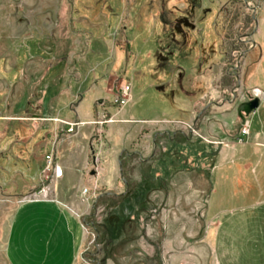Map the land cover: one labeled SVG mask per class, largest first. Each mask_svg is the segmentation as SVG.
Listing matches in <instances>:
<instances>
[{"label":"rangeland","instance_id":"rangeland-1","mask_svg":"<svg viewBox=\"0 0 264 264\" xmlns=\"http://www.w3.org/2000/svg\"><path fill=\"white\" fill-rule=\"evenodd\" d=\"M263 43L264 0H0L1 239L5 214L21 199L42 196L44 189L74 194L62 184L67 171L62 161L75 142L89 154L86 164L74 169L81 180L78 198L97 224L112 208L113 196L126 195L122 183L131 189L136 152L148 156L155 131L233 119L238 102L254 94L264 97ZM51 65L53 80L47 74ZM122 84L130 87V97L120 107L114 96ZM47 86L44 106L47 110L48 100L57 105V122L46 117L40 104ZM81 100L91 117L73 121ZM153 118L150 123L136 120ZM62 122L82 125L66 134ZM259 128L264 131V106L251 117L252 132ZM197 143L207 145L201 139ZM90 151L98 158L95 165ZM48 154L64 176L56 179L45 171ZM25 155L30 167L24 175L20 160ZM118 155L122 179L111 190L103 182ZM244 203L255 206L216 217L221 229L215 255L221 264L260 262L248 249L250 234L238 227L263 228L264 202ZM228 226L235 231L227 232ZM87 229L88 245L79 264H101L106 241L88 223ZM227 246L229 253L222 254ZM90 256L97 258L90 263ZM0 264H5L1 253ZM135 264L160 262L155 256Z\"/></svg>","mask_w":264,"mask_h":264},{"label":"crops","instance_id":"crops-1","mask_svg":"<svg viewBox=\"0 0 264 264\" xmlns=\"http://www.w3.org/2000/svg\"><path fill=\"white\" fill-rule=\"evenodd\" d=\"M43 56L44 53L39 57ZM54 73L56 70L51 65L47 74L52 80ZM49 87L42 90L40 104L50 114L46 117L58 121L57 105L54 108L48 100L47 110L44 106ZM258 99L259 107L245 118L246 136L239 135L236 115L218 123L196 127L194 121V127L185 124L184 130L163 128L152 134L148 156L141 158L140 152H136L139 163L132 169L137 170V175L131 180V189L122 183L126 195L97 221L99 235L106 241L101 264H135L155 256L160 264H221L215 255L221 229L216 217L226 210L244 211L255 206L245 205L247 200L264 202V131L251 130V117L264 106V97ZM82 101L75 107L73 121L91 117L88 106L81 107ZM136 120L150 123L155 118ZM197 139L207 145L197 143ZM75 143L62 161L67 169L62 184L74 194L66 197L56 189H44L42 196L21 199L5 214L3 238L0 237V253L5 264H79L83 258L89 240L85 219L90 209L78 198L81 180L74 169L86 164L89 154L79 142ZM29 158L25 155L20 160L24 175L30 167ZM257 171L260 177L256 176ZM118 180L121 181L119 155L116 167L109 163L103 183L112 190ZM235 200L241 202L236 208L223 206ZM225 229L233 232L236 227ZM238 229L250 234L248 249L260 261L256 264H264V227ZM223 248L222 254H228L229 247ZM257 248L259 253L252 252Z\"/></svg>","mask_w":264,"mask_h":264},{"label":"built area","instance_id":"built-area-1","mask_svg":"<svg viewBox=\"0 0 264 264\" xmlns=\"http://www.w3.org/2000/svg\"><path fill=\"white\" fill-rule=\"evenodd\" d=\"M257 91V90H256ZM130 97V87L127 84H122L119 88V91L114 96V103L117 106L123 107L129 102ZM254 97L258 98L257 94H254ZM57 122V120H54ZM61 122V121H60ZM62 125L66 127L65 133L66 134H73L82 124L79 122H62ZM192 132V130L190 129ZM248 134V128L244 122L239 129V135L246 136ZM240 141V140H239ZM45 161V171L50 172L52 171L53 177L60 178L62 177V169L59 170V166L53 163L54 157L51 154H48L44 157Z\"/></svg>","mask_w":264,"mask_h":264},{"label":"water","instance_id":"water-1","mask_svg":"<svg viewBox=\"0 0 264 264\" xmlns=\"http://www.w3.org/2000/svg\"><path fill=\"white\" fill-rule=\"evenodd\" d=\"M259 107V99L257 97L248 96L247 101L240 103L236 108V116L240 121V126L244 124L245 118L248 117ZM93 164L95 165V159H92ZM120 178L122 179L121 167L119 165ZM93 174V172H92Z\"/></svg>","mask_w":264,"mask_h":264},{"label":"trees","instance_id":"trees-1","mask_svg":"<svg viewBox=\"0 0 264 264\" xmlns=\"http://www.w3.org/2000/svg\"><path fill=\"white\" fill-rule=\"evenodd\" d=\"M113 197H114L116 200L110 204V207H114V206H116V205H117V204H118V203L124 198V195H120V196H116V195H114ZM87 218H88L89 222L86 221ZM87 218L85 219L86 224L88 223L89 226H90V228H91L92 230H94V232H95V233L98 235V237H99L98 225L92 221V217H91V216H89V217H87ZM87 259H89L90 261H93V260H94V258H93L92 256L88 257Z\"/></svg>","mask_w":264,"mask_h":264},{"label":"flooded vegetation","instance_id":"flooded-vegetation-1","mask_svg":"<svg viewBox=\"0 0 264 264\" xmlns=\"http://www.w3.org/2000/svg\"><path fill=\"white\" fill-rule=\"evenodd\" d=\"M231 101V100H230Z\"/></svg>","mask_w":264,"mask_h":264}]
</instances>
